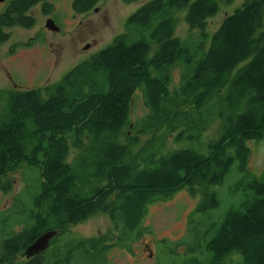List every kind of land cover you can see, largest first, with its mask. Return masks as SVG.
Here are the masks:
<instances>
[{
    "label": "trees",
    "instance_id": "1",
    "mask_svg": "<svg viewBox=\"0 0 264 264\" xmlns=\"http://www.w3.org/2000/svg\"><path fill=\"white\" fill-rule=\"evenodd\" d=\"M38 1L14 0L10 10L31 27L34 18L21 15ZM100 1L74 0L73 7L84 13ZM127 1H145L127 27H151L148 39L118 36L44 92L10 93L0 113V189L8 192L7 177L21 168L26 185L0 211V246H18L34 233H67L100 211L110 213L125 240L141 236L149 205L186 189L201 201L185 239L187 254L199 255L185 264H224L234 252L241 257L233 264H264V171H249L251 144L264 141V0H245L210 37L217 0ZM184 9L186 42L175 35ZM13 18L0 16V44L9 39L1 25ZM136 97L147 114L133 123ZM214 116L221 126L208 153L165 150L175 130H182L179 143L186 134L196 140ZM128 125L137 134L169 130L133 155L121 143ZM71 149L78 153L69 161ZM228 177L232 186L222 195Z\"/></svg>",
    "mask_w": 264,
    "mask_h": 264
},
{
    "label": "rangeland",
    "instance_id": "2",
    "mask_svg": "<svg viewBox=\"0 0 264 264\" xmlns=\"http://www.w3.org/2000/svg\"><path fill=\"white\" fill-rule=\"evenodd\" d=\"M54 5L52 17L45 13L44 6L35 5L30 10L35 23L29 28L9 29L10 38L5 44H0V113L7 111L10 93L15 90L41 89L43 92L49 85L59 83L78 64L91 56L112 45L121 35H128L129 40L148 39L151 27L128 28L127 22L145 1L131 2L127 0H101L91 10L78 13L73 7L74 0H50ZM220 10L208 20L206 28L209 37L219 28L228 14L234 13L245 0H217ZM187 9L177 14V27L175 35L183 42L190 36V27L186 22ZM51 17L59 28L54 31L47 28V20ZM198 30L196 31V33ZM196 38V37H195ZM89 48H85L87 45ZM174 74V73H173ZM175 81L178 73H175ZM227 89L222 90L223 93ZM147 114L141 98H135L130 121L135 123ZM221 121L217 116L208 125L207 129L196 140H188L190 136L180 143L177 137L181 129L175 130L167 137L165 150L178 147H192L204 153L209 152V143L218 138ZM168 125L153 134H137L130 129V125L123 131L121 143L130 147L133 155L141 153L150 144L154 137L168 131ZM185 131V130H183ZM196 131H192L195 133ZM252 156L249 160V171L261 175L264 171V141L251 144ZM78 151L71 149L69 161L76 156ZM25 169L21 168L7 177L10 183L8 192L0 189V211L12 205L15 196L23 191L25 183ZM232 180L228 177L220 194H227ZM201 196L192 194L190 190L181 189L168 200L149 205L144 220L148 232L142 233L139 241V264H185L187 259H193L198 253L187 254L178 247L185 233L188 232V220L199 207ZM228 207L225 205L223 213ZM201 219L194 216V221ZM115 226L109 212H98L88 219L70 226L67 233H81L95 236L97 233H111ZM189 234V233H188ZM185 236L183 239L185 241ZM150 244L155 251L154 258L144 252V243ZM166 242L167 249L158 252L157 243ZM112 254L111 252L109 253ZM111 255L110 257H112ZM239 254L234 252L224 264H233L240 261ZM184 257V258H182ZM241 257V256H240ZM120 264H135L132 254H119Z\"/></svg>",
    "mask_w": 264,
    "mask_h": 264
},
{
    "label": "flooded vegetation",
    "instance_id": "3",
    "mask_svg": "<svg viewBox=\"0 0 264 264\" xmlns=\"http://www.w3.org/2000/svg\"><path fill=\"white\" fill-rule=\"evenodd\" d=\"M13 2L14 0H0V16L6 14L12 17L14 16V21H8L1 25V29L9 34V38V29L29 28L18 21V15H20V13H18L17 10H14L16 12L10 10ZM38 4L44 6L45 13L52 17V13L55 9L50 0H41L35 5ZM35 5H32L27 11L22 12L21 16H32L29 12ZM32 17L34 18V16ZM51 17L48 19H52ZM6 42L7 40L1 44H5ZM44 234L48 233H34V237L22 239L21 244L15 247L11 246L5 248L0 246V253L6 251L8 248L6 254L0 256V258H2L1 264H120L118 259L114 260V258L118 256V253L121 255L123 253L132 254L135 258V264H139L140 261V255L138 254L140 251H138V248L141 236L139 233H132L133 236L125 240L122 233H115V230L111 233H97L95 236L81 233L57 232L51 236L46 245L39 249H35L33 244ZM187 234L188 233H185L183 238L187 236ZM183 238L178 243V247L184 249L186 252L189 246ZM165 244L167 243H157L156 245L159 247L157 251L160 252L162 248L167 249L168 245L166 246ZM100 247L102 248V254L99 253L98 255ZM148 249H150L148 255L154 258L153 255L155 251L150 248V244L148 245L145 242L142 250L146 252ZM110 252L112 253L110 256L113 255L112 257L109 256Z\"/></svg>",
    "mask_w": 264,
    "mask_h": 264
},
{
    "label": "water",
    "instance_id": "4",
    "mask_svg": "<svg viewBox=\"0 0 264 264\" xmlns=\"http://www.w3.org/2000/svg\"><path fill=\"white\" fill-rule=\"evenodd\" d=\"M47 28L54 30V31H58L59 28L55 25L54 21L52 19H48L47 20ZM89 44L85 47V48H89ZM48 234H44L43 236L39 237L37 239V241L33 244V246L35 247V249H39L42 246L46 245L48 243V240L51 238V236H53L54 233H57V231H49V232H45Z\"/></svg>",
    "mask_w": 264,
    "mask_h": 264
}]
</instances>
